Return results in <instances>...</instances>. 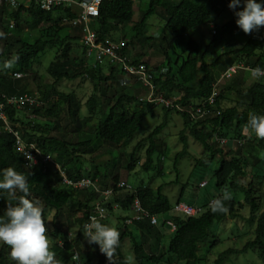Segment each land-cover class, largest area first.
I'll use <instances>...</instances> for the list:
<instances>
[{
    "label": "trees",
    "instance_id": "1",
    "mask_svg": "<svg viewBox=\"0 0 264 264\" xmlns=\"http://www.w3.org/2000/svg\"><path fill=\"white\" fill-rule=\"evenodd\" d=\"M134 4L128 0H106L100 7V16L94 22V29L99 35L100 40L112 37V31L116 30L121 24L131 23L134 19ZM6 0H3L0 6V85L2 91L7 95H17L22 93H30L24 89L19 81L14 79L9 70L14 72H22L25 75L33 76L37 79L34 71V64L38 56L44 52L47 47H57L55 61L49 67L52 75L56 77L55 83L49 88L39 87V93L43 106L33 109V113L38 117L46 111L56 115L57 107L54 105L56 100L67 105L68 114L77 121L81 127V102L74 93L66 94L59 92L56 84L63 78L76 79L77 77L86 76L89 81L94 83V91L100 90V85L107 83L116 78L121 71L114 66H98L96 68L86 64L85 57L81 59H73L77 65L76 70L69 72L68 63L72 60L71 54L75 40L80 38V29H68L66 25H62L65 17H73L68 10L57 9L54 12L45 13L35 6L29 8L21 4L12 14L14 20V30L11 33L9 27H5L6 9L8 8ZM158 8H162L165 12L164 36L165 40L169 35L172 40L167 41L163 47L167 65L156 66L155 85L157 86L156 94H163L167 98L179 99V103L188 105L192 102H200L210 96L213 85L220 77L211 69L208 63L209 50L215 44H223V42L232 37L234 34L244 33L236 24L238 19L236 16L225 23H219L226 11L225 6L220 0H150L149 9L142 15L140 20L134 25V39L139 41L148 40L146 36V25L149 18L155 14ZM27 13L30 19L24 21L22 14ZM209 23H215L211 43L207 47H203L199 42L190 38L185 40V35L192 29ZM42 25H48L45 29L40 30V36L32 39L29 36L22 37L21 34L25 27L29 31L40 29ZM67 29V33L63 31ZM261 29V28H260ZM78 32L79 34H76ZM245 34V33H244ZM248 38L246 42L238 48L229 49L227 54L232 57V61L224 65V70L230 65L241 59L246 66L252 68L260 67L264 69V53L262 37L258 31L252 34H246ZM179 40V41H177ZM133 42V39L132 41ZM185 43L188 56L183 59L181 64L178 61H172L167 49L175 43ZM79 44V43H78ZM130 46V42L128 43ZM128 50V46H127ZM13 62L11 68H5V62ZM220 61L218 58L217 62ZM140 59H136L134 63H139ZM146 64H148L146 62ZM108 69L109 74H105L104 70ZM107 87L103 86V90ZM108 90V89H107ZM232 93L236 96L233 106L223 108L221 103L227 98V94ZM56 99V100H55ZM114 104L109 107L104 118L94 127L93 136L79 141L69 150V143L59 141L53 137L44 135V129L37 122L32 123L26 120L21 111H12L11 119L20 121V131L23 137L28 141H35L44 153L54 156L58 163L63 165L69 177L78 179L82 177H91L99 179V186L102 189H108L117 186L119 183L118 175L112 173L100 174L96 168L94 172L84 173L76 165L80 162L82 155H91L102 147L104 143L120 146L131 141L137 136L141 129L145 118L148 115L155 116L154 104L145 102L140 103L135 97L121 94L114 100ZM143 102V101H142ZM54 103V104H53ZM127 104H138V108L132 113L126 111ZM89 110V116L93 117L97 114L99 103L96 95L91 96L86 102ZM50 106V107H49ZM217 106L221 109V115H214L203 120H193L187 114L176 112L172 109L162 107L165 112L163 122L156 127L145 139L144 142L149 144L147 149V161L142 166L145 171L154 170L161 172V168L157 166L154 156L158 155L157 161L160 162L159 153L163 151L157 143V138L168 126L169 115L174 111L178 113L182 119L184 128L181 130L180 138L183 142V149L176 156V163L189 154L188 136L199 142L204 151L211 153V157L216 155L214 142L215 138L226 139L230 144L235 139H244L248 144L257 146L259 150H264V140H259L254 133L249 134L243 132V127L247 123L248 114L253 112L257 115H264V78L254 83L248 88H243L238 83L223 89L217 100ZM52 107V108H51ZM141 144H139V147ZM136 151L130 155L128 168L132 171L137 163ZM237 152V151H236ZM259 164L262 160L257 157ZM212 160V158H211ZM74 165V166H71ZM254 168L256 164L249 160H243L240 152L235 153L229 158H222L219 167L214 172V178L217 187L216 195L204 200L202 212L195 216H185L177 214L173 211L174 206L178 202H182L183 193L179 196L175 204H172L168 196H166L162 187L154 189L148 185L135 187L133 190L117 189L116 195L107 203L109 215L120 210L128 213L122 217L119 222L123 226L118 227L120 233V246L116 250L114 256V264H129L128 258L122 252V242L126 238L131 239L134 259L136 264H199L201 258L199 256L200 246L210 237V228L215 222H221L228 217H237L239 209L247 206L250 209L251 216L249 221L257 223L254 240L248 242L242 250L228 249L224 251L216 260V264H224V257L229 254L244 253L252 248L257 250L259 258L264 264V212L261 211L264 202V196L261 186L264 184V168H261L263 175L255 177L249 183L244 184L243 179L247 177L246 167ZM8 167L14 168L18 173L26 176L29 189L30 199L39 200L43 205L44 218L46 221L50 213L54 212L53 224L55 227L56 237H61L64 245L62 254L67 262L61 264H69V260L74 256L76 246L85 238L83 235V226L87 215L95 206L98 195L93 190L73 191L61 184L62 178L59 171L54 165H47V170L42 169L30 170L26 167L25 161L18 156L14 150V137L11 134L0 131V179H2V170ZM207 186V185H206ZM205 186V187H206ZM204 187V188H205ZM226 187L229 191H240L244 195V203L237 201L232 197L230 201H225V206L229 209L227 214L213 213L209 207L212 200L222 197V190ZM22 195V193H17ZM138 198L144 209L150 214L159 218L158 225L150 224L148 218L135 222L132 226L126 224L129 218L130 207L134 200ZM194 200L190 205L195 204ZM7 193L0 190V217H2L7 208ZM15 204L16 201H11ZM114 206H117L115 208ZM75 210L81 212V217L75 219V223L79 226L78 236L74 240H69L66 231L61 232V222L66 213H72ZM171 213L170 216L167 214ZM173 221L176 230L170 234V240L165 246V250L161 254L155 253L154 250L145 249V245L150 239L164 240L165 234L169 233V227L166 221ZM48 228V227H47ZM49 233V229H48ZM62 233V234H61ZM159 243H161L159 241ZM165 244V243H164ZM97 250H89L80 256L79 262L74 264H105V257L99 254V246ZM7 245H2L0 249V264H8L3 256L8 250ZM77 249V248H76ZM60 251V250H59Z\"/></svg>",
    "mask_w": 264,
    "mask_h": 264
},
{
    "label": "rangeland",
    "instance_id": "2",
    "mask_svg": "<svg viewBox=\"0 0 264 264\" xmlns=\"http://www.w3.org/2000/svg\"><path fill=\"white\" fill-rule=\"evenodd\" d=\"M257 3H264V0H257ZM149 7L150 0H139L136 2L134 4L135 14L133 21L128 24L119 25L116 30L112 31V37L108 38L114 41H129V53L133 54L135 60L140 59L146 61L148 65L153 68L156 66L166 67L167 61L163 53V47L166 46L167 41L172 40V37L169 35L167 41L165 40V37L163 38L166 15L162 8H158L157 12L148 20L146 25V36L149 39L144 41L134 39L136 33L133 27ZM15 10L16 9H12L10 6L6 9V28L14 22L11 18V14ZM222 15L223 18L219 20V23L228 22L233 18V14L229 11H225ZM22 18L25 22L30 19L27 13H23ZM214 26L215 23H209L196 27L185 35L184 41L192 38L197 40L203 47H207L213 38ZM46 27H48V25H42L40 29L35 31H29L28 28L25 27L21 36H29L33 40L37 39L41 35L40 30L45 29ZM66 27L70 29L68 25H66ZM13 30H11V33ZM63 33L66 34L67 29H65ZM259 34L262 37V52L264 53V28L259 30ZM247 38L248 36L246 34L237 33L230 37L229 41L226 39L223 44H215L213 48L209 50L207 58L210 66L217 69L218 58H226V55H228L227 51L231 49V47H240L246 42ZM132 39L133 42H131ZM78 43V40L74 41L71 54L72 60L67 65V67L70 68L68 69L70 73L77 68V65L75 64L76 62L74 63L73 59L76 60L84 57L82 45ZM56 52L57 47H47V49L38 56L34 64V71L38 76L37 79L33 76L25 75V77L19 81V86L21 85L30 93L38 94L39 87L44 89L49 88L55 83L56 77L51 74L49 67L55 61ZM167 52L172 61L179 60V64H181L183 59L186 58L189 53L185 43L176 44V42L167 49ZM240 61L241 59L238 60V62ZM236 65L241 66V69L234 77L240 75L239 73L241 71H244L247 75H251L250 71H245L244 67L246 65L244 66L243 62ZM104 72L105 74H109L108 69H105ZM217 72L223 71L221 70ZM13 73L15 72L12 70L8 71V74ZM254 81L256 80L253 79L251 82ZM251 82L248 81L247 84ZM231 83L232 82H230V84ZM225 84L226 83H224V86ZM103 86L107 88L103 90ZM56 87L59 92L66 94L74 93L77 95V98L82 105L80 111V118L82 120L81 127L78 125L77 121L69 116L67 105L59 102V99H55L56 102H54L55 104L53 103L57 106L54 108L57 116L50 114V111L48 110L40 115L35 122L42 126L40 130L44 129L43 133L47 137H53L59 141L69 143V150L76 148L75 145L79 141L86 140L93 136L94 127L104 118V114L108 112L109 107L114 104V100L117 96L127 94L135 97L140 103H145V100L142 102L140 99H146L148 95L147 90L141 87L140 84L133 79L123 75L122 72L116 75L115 79L101 84L99 91H94V83L89 81L86 76L77 77L76 79L63 78L56 84ZM222 87L221 91L225 89ZM230 94L231 95H227L228 101H225L224 107L233 106L236 101V96L232 95V93ZM93 95H96L99 107L97 114L90 117L86 102ZM154 105L156 106L155 116L148 115L145 118L141 129L134 139L120 146L104 143L101 148L96 152H93L91 155H82L80 157V162L77 163L76 167L81 169L84 173H93L96 168L100 174L116 171L115 173L118 175L119 181L128 182L133 188L148 184L154 189L162 187L163 193L168 196L172 204H175L179 196L183 193L182 202L191 203L196 200L195 202H197V205L195 206L198 207L202 205L204 200L211 198L217 193L214 172L219 167V162L222 158H229L235 153L240 152L243 160H249L257 165V167L254 168H249V166L246 167L245 171L247 177L243 179L244 184L249 183L253 176L261 177L263 175L261 168H264V150H259L257 146L248 144L244 139H235L231 144L230 142L226 143L227 140H223V142L214 141L216 143V155L211 157V153H206L202 145L187 133L189 154L176 163V156L183 149V142L181 141L180 133L184 128V124L182 117L174 111L169 115L168 126L159 135V138H157V143L161 147L163 153H159L161 159L160 162L156 160L158 155L154 156V160L156 161L155 164L161 168V172L158 173L154 170L145 171L142 166L147 161V149L149 144L144 142V139L163 122L165 115L162 106L157 104ZM138 107V104H127L126 111L132 113ZM139 144H141L140 147ZM137 147H139L136 152V158L138 159L135 169L131 171L128 168L130 155L136 151ZM257 157L262 160L260 164L257 162ZM203 181L207 182L205 188L200 186V183ZM224 189H226V187ZM261 191L264 196V184L261 186ZM229 192H231L232 197L237 201L244 203L243 193L240 191ZM261 211L264 212V202ZM128 213L125 214V212L120 210L113 212L109 215V225L114 226L117 229L119 226H123L119 220ZM238 213L239 215L237 217H228L226 220L215 222L212 225L209 230V239L200 246L199 256L202 260L199 264H216V260L224 251L228 249L242 250L248 242L254 240L257 223H251L249 221L251 216L249 207L243 206L239 209ZM81 215V212L78 210H75L72 213H66L60 225L61 232H76L78 226L75 223V219L80 218ZM170 215L171 213L167 214V216ZM53 218L54 212L50 213L47 219V227L49 229L48 234L52 244V251L56 253V258L60 260L61 263H64L67 262V260L62 254L63 246L59 244L60 242H63V240L61 237H56L54 235L56 234V231L53 224ZM161 239H150L145 245V249L148 252L150 249L154 250L158 255L163 253L165 250L164 245H167L170 240V233L165 234L163 238L164 240ZM159 241L161 243H159ZM2 245L3 244H0V249ZM76 248L75 249L79 252L80 256L87 253L89 250L94 254L93 251L97 250V247L89 245L85 238L80 242L79 246H76ZM10 251V248H8V250L3 253V256L8 264H15V262L10 259ZM122 252L128 258L129 264H136L130 238L123 240ZM74 262L73 259L69 260V264H74ZM224 264H263V262L259 258L257 250L250 248L244 253L226 255L224 257Z\"/></svg>",
    "mask_w": 264,
    "mask_h": 264
},
{
    "label": "built area",
    "instance_id": "3",
    "mask_svg": "<svg viewBox=\"0 0 264 264\" xmlns=\"http://www.w3.org/2000/svg\"><path fill=\"white\" fill-rule=\"evenodd\" d=\"M106 0H6V3L12 8L17 9L21 4L29 8L31 5L35 6L39 10L49 13L54 12L57 9L68 10L73 17H65L62 20V25H68L71 28H79L81 30V43L83 47V53L86 61L91 62L88 64L94 68L98 66L111 65L117 67L123 75L129 77L140 84L145 90H147L146 99H140L141 101L151 104H157L167 109H172L176 112L187 114L193 120H203L207 117L221 115L222 111L217 106L218 96L221 92V87L227 81L234 78L235 74L241 69V66H230L222 73L216 83L213 85L211 94L206 99L197 102L183 105L179 103V99L167 98L163 94H156L157 86L155 85V71L153 67H150L145 62L134 63L129 53L127 52L128 42L125 40L114 41L106 38L100 40L97 32L94 30L93 25L95 20L100 16V7ZM133 3L139 0H128ZM226 8V11L235 16L234 12L229 8L230 0H220ZM3 0H0V6ZM243 7H238L236 11H242ZM14 22L9 25V29H14ZM216 31L213 29V34ZM230 69H232L230 71ZM14 79H22L25 74L22 72H15L10 74ZM144 102V101H143ZM44 102L41 101L40 96L33 93H22L17 95L5 94L0 85V131L11 134L14 137V150L18 156L22 157L25 161V165L30 170L42 169L47 170V165H54L59 171L62 178L61 184L73 191L93 190L98 198L95 202V206L87 215L85 223L90 222V217L95 215L101 223L105 224L109 218V212L107 203L115 196L117 189L133 190L132 186L128 182L119 181L116 188L111 187L108 189H102L99 186V179H93L91 177H82L74 179L69 177L63 165L58 163L57 159L51 154L44 153L35 141H28L23 137L20 131L21 122L11 119V112L21 111L26 120L35 123L38 116L33 113V109L43 106ZM215 141L223 142L226 139L215 138ZM240 142V141H238ZM228 143V141L226 142ZM28 153L36 161V164L29 166V161L25 158V154ZM207 185L206 181L200 183L201 187ZM213 201V200H212ZM211 201V202H212ZM117 208V206H114ZM173 211L177 214H183L185 216H195L202 212V208L195 205H190L186 202H178ZM103 217V218H101ZM148 218L150 224L158 225L159 218L155 215H150L143 207L141 201L136 198L130 207L129 218L126 220V224L132 226L137 221H142ZM84 223V224H85ZM167 226L171 232L176 230V225L173 221L167 220ZM79 226L76 232H68V238L70 233L72 237L69 240H74L78 236ZM63 246V242L59 243ZM99 254L105 257V264H110L107 257L100 252ZM74 256L78 259L74 260L79 262L80 254L75 249ZM73 256V257H74ZM114 262V259H113ZM158 264V263H156Z\"/></svg>",
    "mask_w": 264,
    "mask_h": 264
},
{
    "label": "clouds",
    "instance_id": "4",
    "mask_svg": "<svg viewBox=\"0 0 264 264\" xmlns=\"http://www.w3.org/2000/svg\"><path fill=\"white\" fill-rule=\"evenodd\" d=\"M243 6L242 11H236ZM229 8L238 18L237 26L245 33L252 34L260 28H264V3L257 0H230ZM13 62H5V68H11ZM232 69H230L231 71ZM253 78L264 77V69L256 67L250 69ZM249 131L255 134L259 140H264V115L253 112L248 114L247 123L243 132ZM25 158L29 166L36 161L28 153ZM0 190L7 193V208L0 217V244L10 248V259L15 264H61L52 251V244L46 227L43 205L39 200L30 199V189L25 175L18 173L14 168L8 167L2 170ZM22 195H17V193ZM232 194L227 189L223 190L222 197L214 199L209 207L213 213L227 214L229 209L225 201H230ZM11 201H16L15 204ZM103 218V217H101ZM83 235L89 245L99 246L100 252L114 264L113 258L120 246V233L117 228L103 224L95 215L90 217V222L83 226ZM72 233L69 235L71 239ZM73 260L78 257H72Z\"/></svg>",
    "mask_w": 264,
    "mask_h": 264
},
{
    "label": "crops",
    "instance_id": "5",
    "mask_svg": "<svg viewBox=\"0 0 264 264\" xmlns=\"http://www.w3.org/2000/svg\"><path fill=\"white\" fill-rule=\"evenodd\" d=\"M175 2H180L181 0H174ZM19 2H22V0H19ZM20 5H21V3H20ZM19 5V6H20ZM93 28H94V26H93ZM70 30H74V29H70ZM95 30V29H94ZM260 30V29H259ZM79 33H80V38H79V44H81L82 45V43H81V37H82V34H81V30L79 31ZM78 32H76V34H79ZM147 35V34H146ZM99 36V35H98ZM195 40V39H194ZM117 41H122V40H117ZM197 41V40H196ZM128 43H129V41H127ZM198 42V41H197ZM82 50H83V47H82ZM127 52L129 53V45H128V50H127ZM129 55H130V57L132 58V60L133 61H135V59L133 58V54L132 53H129ZM225 55V54H224ZM232 57H230L229 55H226V58H222V59H220V61L217 63V69H214V67H211V69L213 70V71H215V73L217 74V75H221L222 73H224L227 69H228V67H230V66H237L236 64H238V63H242V62H235L234 64H230L225 70L223 69L224 68V65H226V64H228V63H230L232 60ZM230 61V62H229ZM140 62H145L146 63V61H142V60H140ZM244 63V62H243ZM86 64H91V62H88V61H86ZM244 66H245V63H244ZM250 66H245L244 68H245V71H250V69H254V68H252V67H250ZM155 68V67H154ZM223 71V72H217V71ZM240 71V70H239ZM240 75H237L236 77H234L233 79H231L230 81H227L226 82V84H225V86L223 85V87L222 88H227V87H229V86H231V85H233V83L235 82V83H238V84H240V86L241 87H243V88H248V87H250L251 85H253L254 83H256V82H258V81H260V78H264V77H260L259 79H256V78H253L251 75H247L244 71H241L240 73H239ZM251 78V79H250ZM219 79V78H218ZM217 79V80H218ZM256 80V81H254V82H251L252 80ZM248 81L249 82H251V83H249V84H247L248 83ZM230 82H232L231 84H230ZM230 84V85H229ZM229 85V86H228ZM227 95H231L230 93H228ZM225 101H228L227 100V98L226 99H223V101H222V103H221V106L223 107V108H226V107H224V104H225ZM193 103H197V102H193ZM228 107H231V106H228ZM249 134V133H248ZM250 135V134H249ZM194 205H197V202H195V204ZM110 220H109V218H108V220H107V224L109 225V222ZM105 223V224H106ZM167 232H169L170 234L172 233L171 231H167Z\"/></svg>",
    "mask_w": 264,
    "mask_h": 264
}]
</instances>
